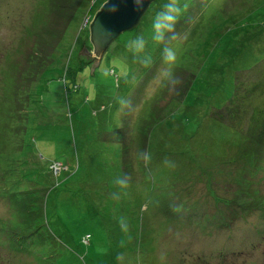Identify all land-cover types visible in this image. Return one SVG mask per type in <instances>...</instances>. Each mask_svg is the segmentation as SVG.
<instances>
[{"label": "rangeland", "instance_id": "obj_1", "mask_svg": "<svg viewBox=\"0 0 264 264\" xmlns=\"http://www.w3.org/2000/svg\"><path fill=\"white\" fill-rule=\"evenodd\" d=\"M95 1L83 2L75 10L72 8V18L63 36L48 37L46 44H42L38 49L41 67H38L35 77L30 76L23 88L22 86L16 88L17 93L24 91L25 95L33 98L27 103V118L22 119L26 127L22 135L21 150L25 155L37 153L39 158L37 163L41 166L52 161H57L59 165L61 162L68 165L69 169L63 171L62 175L59 173L60 168L65 170L63 166H60V172L52 174V179L57 175L63 178L65 174L73 171L70 166L73 164L74 156H83L84 151L94 152L91 157L89 156V163L92 164L96 158L100 160L99 148L102 145H114L112 129H124L123 132L128 135V142L132 141V137L134 139L138 137L137 131L149 129L153 133L154 142L147 145L149 147L146 154L150 157V163L153 160L165 163L167 158L169 163H165L166 177L164 180L159 177L163 182H157L155 185L157 188L152 186L146 191L147 185L140 178L137 170L135 182L130 185L129 203L133 202L137 208L143 210L145 199L152 197V189H159L156 193L157 197L161 192H166L168 184L177 181L180 196H185V201L183 200L185 206L194 203L198 208L185 213L182 218L196 219L197 224L192 227L182 225L183 228H180L177 225L163 228L159 235L150 233L142 235V240L139 238V223L119 222L117 230H110L107 227L105 229L102 225H98L86 230L91 236L89 242L84 244L83 222L80 226L78 224V229L75 222L81 221L88 207L80 206L77 214L66 213L62 206L72 203L68 202L72 197L67 195L53 201L52 204L48 203L49 206L54 205L57 212H60L59 220L50 226L52 235L57 234L55 229L61 228L58 233L61 239L56 241L54 247V251H57L55 255L52 253L48 257L42 256L35 248L32 254L25 257H0V264H12V262L14 264H114L115 260H119L117 264L148 262L149 264H264V209L254 207L252 210H247L239 219L227 225H220L219 217L212 214V209H208L213 208L214 194L228 199L236 197L231 190H235V185L234 188L232 186L239 165L237 161L229 163V158L236 156L241 147L234 146L231 140L226 141L233 136L228 135L211 115H207L206 120L205 117L203 118L205 105L212 99L208 89L217 70L219 76L216 80L221 82V86L213 99L212 108L216 109L219 101L226 100L227 93L224 88H228L229 92L232 90V82L230 86L226 77L233 73L232 64L240 61L239 50L251 31L245 32L254 28L252 30L259 33V37L264 42V0H201L199 5L202 16L196 18L195 35L188 39L193 30L190 33L185 31L176 41H165L170 32L167 24L169 17L167 15L163 21L162 17L158 19L157 15L161 10L169 13L172 6L163 0H157L150 4L136 28L123 32L111 43L99 66L96 68L90 65L83 66L78 70L79 65L76 62L79 60V55L85 53L83 47H91L86 37L88 38L89 33L88 24L97 11ZM188 1L190 0L174 2L183 4L179 8L182 10L186 8ZM48 2L49 0H0V107L3 103L11 102L13 97L10 77L14 72L12 65L15 63L12 61L20 56L21 59L23 57L26 60L32 55L36 39L34 40L31 35L43 24L42 14ZM51 2L54 3L55 0H51L50 4ZM191 14L195 15L194 12L190 13V16ZM154 21L158 25L156 32L153 27ZM258 25L260 27H257ZM53 26L54 29L58 28L55 22ZM139 35H143L145 45L143 51L138 53L130 48L129 44ZM45 42L41 40V43ZM217 45L220 48L216 49ZM188 47L196 48L187 54L191 56L189 60L192 59L187 69L196 73V88H193L190 97L195 96L198 99L191 106L192 108L175 111L172 115L162 113L163 108L158 107L161 114L157 116L152 113L155 101L159 102V106L162 105L158 100L160 91L169 88L165 84H170L167 81L175 66L185 62L184 52ZM166 48H170L174 53V58L170 61L167 60ZM214 48L219 56L212 58L209 53ZM213 52L211 51V54ZM83 54L82 56L85 57ZM33 55L35 56V53ZM207 59H210L211 65ZM68 63L72 70L76 68L72 79L65 74V66ZM260 68L262 72L258 70ZM263 72V64L257 63L250 70L238 71L236 76L253 85L264 75ZM184 74L185 71L180 77L186 76ZM71 81L76 82V89ZM64 84L70 90L65 91ZM128 97L132 102V108L122 109L118 100ZM3 107L0 117L6 116ZM54 107L58 108V111L54 112L55 116L50 112ZM252 107L256 109L255 112L264 108V92L255 99ZM259 116L263 117L261 114ZM11 120L0 119L2 125L0 126V158L7 155L6 150L14 135ZM253 122L254 114L249 111L239 127L247 132L248 125ZM216 133L225 136L220 152L212 151L210 145H205L206 152L202 151L199 147L200 138H205L206 143L212 142L216 147L218 136ZM85 141H89L86 149H84ZM136 142H139V139H136ZM132 145V148H135L133 141ZM14 151L15 154L18 152L17 149ZM108 158L113 166L118 164L119 159L112 153ZM137 167L138 165L135 169H138ZM85 169L80 163L76 174L68 179L63 178V182L71 183L70 181L77 180L76 176H84V172L86 174L92 172V168L85 167ZM155 169H152L154 174ZM103 170L99 168L98 173ZM119 170L115 168L112 171L113 179L120 178ZM130 177H133L132 173ZM254 179L264 185V169ZM56 180L57 178L55 182ZM208 181L212 182L213 195L207 189ZM237 202L241 206L246 205L242 201V196H238ZM4 210L5 207L0 199V213L5 212ZM130 217L133 219L135 213ZM147 228L144 226L141 232H147ZM158 232L160 233L159 229ZM135 238L139 240L137 244L132 242ZM146 241L149 243L146 244Z\"/></svg>", "mask_w": 264, "mask_h": 264}, {"label": "trees", "instance_id": "obj_2", "mask_svg": "<svg viewBox=\"0 0 264 264\" xmlns=\"http://www.w3.org/2000/svg\"><path fill=\"white\" fill-rule=\"evenodd\" d=\"M50 1L51 0L47 3L46 10L42 14V22H44L39 26V29L36 30L39 34L33 32V35H31L34 40L36 39V41H34L36 45L32 44L35 46V50L33 51L35 56L32 53L33 56H28L26 60L23 59V57L21 59L20 56L12 61V63H15L14 65L11 64L14 68V72H12L10 77V88L13 97L11 102L2 104V107L4 104L6 106L3 107L6 116L0 117V119H12L14 135L6 150L7 155H3L0 158V199L5 207V212L0 213V257H25L32 254V251L35 248L39 250L42 256L48 257L51 256L52 253L55 255L57 251H54V247L57 244L56 241L61 239L58 237L61 228L55 229L57 234L53 233L52 235L50 226L59 220L58 214H60V212H57L54 205L49 206L48 203L52 204L53 201L57 199L59 200V198L67 195L72 197V199L68 201L72 203L68 206H62V209H64L66 213L77 214L80 206L86 205L88 207L86 212L83 213L84 216H82L81 221L78 223L77 221L75 222L77 229L83 222L84 233L82 241L84 244L89 242L91 236L86 230L89 227L95 228L98 225H102L105 229L107 227L110 230H117L119 222H133V224L139 223L138 229L140 231V240H142L141 236L144 234H161L163 228H170L171 226L176 227L177 225L180 228L182 225L188 227L196 226V219L184 220L182 218L185 213L193 211L194 208V210L198 208L194 203L185 206V203L183 202L185 196H180V190L177 188L176 184L177 181H172V183L168 184L166 192H161L157 197L156 193L159 192V189H152V197L151 199H145L143 205L145 208L143 210L137 208L133 202H131V204L129 203L131 196L129 191H131L130 187L135 182V174L137 170L140 173V178L143 179L145 185H147L146 191L152 186L157 188L155 186L156 183H162L166 177L167 165L163 161L159 162L153 160L150 163L149 159V161L146 162L144 155H142L147 153L149 147L147 145L154 142L152 140L153 133L149 129H141L137 131V138L134 139L132 137V141L135 143V148H132V141L128 142V135L123 132L124 129H112L113 133L111 136H114L115 140L112 141L114 145L111 146L107 144L106 146L102 145V147L99 148L101 157L105 155L102 158L100 157V160L96 158L92 164L89 163V159L94 153L91 151H84L85 154L83 156H74L75 158L72 161L73 164L70 166L73 171L65 174L66 176H63L64 179L66 177L68 179L72 175L74 176L80 163L83 165L84 169L85 167H88V169L92 168V172L89 174L84 172V176L82 175L83 177L76 176L75 179L77 178V180L70 181L71 183L63 182V178L59 177V175H62L63 171L69 169L68 165H65L62 162L60 163L61 166L65 167V170L60 168L61 172H58L59 175L54 174L57 175L56 178L59 180L58 182L57 180L55 182L56 178L54 177V179H52V174L54 173L53 165L57 164V161H52L41 166L37 163V161H39L37 153L25 155V152H22V135L26 127V123L23 122L22 119L27 118V103L33 98L25 95L24 91L17 93L16 88L19 86H22L23 88L26 86L30 76L35 77L34 74L38 72V67H41L39 54H37L38 49L42 44H46L45 41L48 37L54 38L56 36L57 38H60L63 36V33L72 18V8L75 10L79 4L90 2V0H55L54 3L51 2L50 4ZM163 1L168 3L169 6H172L169 13L166 10H161L159 12L160 15H158V19L162 17L163 21L166 19L165 17L167 15L168 17L170 15H175L172 9L176 7L181 8L183 5L175 3V0ZM200 1L201 0H198V2L196 0H190L188 1L186 8L179 10V13L176 15L174 30L170 28V32L169 34L167 33L168 35L166 36L165 41H176L177 38H181L180 35L185 33V31L190 33L193 30L191 35L187 37L188 39L195 35L194 31L197 30V27H195L196 18L202 16L200 10L201 7L199 5ZM103 2L104 0H96L94 4H96L97 7L95 8L98 10ZM192 12L195 13L194 16L192 14V16H190V13ZM54 22L58 28L55 27L54 29V26L52 27ZM167 24L169 25V22ZM257 27H260V25ZM252 29L245 32L249 33L251 31L239 50L240 61L236 64H232L231 72H235V74L232 73V75L229 74V77H226V81L230 86L232 82L231 92H229L228 88H224L227 93V95H225L226 100L219 101V105L216 106V109L212 108L211 104L213 99L221 86V82L216 80V77L219 76L217 70L212 77V85H210L208 89V93L212 96V99L209 100V104L205 105L206 109L203 115L205 120L207 115H211L213 119L222 125L228 135L233 136L232 139L226 141L231 140L230 142L234 146L241 147L238 153H236V156L229 158V163L237 161L239 165V171H236L237 174L235 175L232 186L234 188L235 185V190H231L234 191L233 193L236 197L228 199L219 195L217 196L214 194V188L211 185L212 182L208 181L207 184L209 193L211 195L214 194L213 208L208 209H212V214H216L219 217L218 222H220V225H227V223L239 219L245 211L252 210L254 207L262 210L264 209V185L259 184V181L254 179L255 176L264 169V114L262 113L264 112V108L258 109L255 112L254 110L256 109L252 107L255 103V99L261 96L264 92V75L253 85H251L249 81H245L236 76L238 71L250 70L254 68L257 63H262L264 68V42L259 37V33H255V30L253 31ZM170 36H176V38L172 39ZM88 38L86 37L87 40H89ZM42 39L45 43H41ZM223 46L229 47L230 49L232 48L228 45ZM215 48L218 49L220 46L217 45ZM215 48L211 50L214 51L212 54L211 51L209 53V56L212 55L210 56L212 58L216 55L217 57L219 56L218 53L215 52ZM195 49L196 48L188 47L184 52L186 55L185 62L177 64L172 70L173 73L170 76L168 74L169 80L167 82H170V84L166 83L165 86H169V88L161 89L158 100L161 101L162 105L159 106V102L156 100L152 109L153 114L159 116L161 111L158 107H161L163 108L162 113H170L172 115L175 111L192 108L191 106L198 99V97L195 96L190 97L193 88H196V73L194 70L191 71L187 69L192 63V59L191 61L189 60V57L191 56H188L187 54L191 53V51L193 52ZM79 56V60L76 62V64L79 65L78 70H81L83 66L91 65L89 59L82 55ZM103 58L101 59V62ZM35 59H37V61H35ZM160 59L161 57L159 60ZM207 61L210 62V59H207ZM209 64L211 65L212 63L210 62ZM70 66V63L65 66V74L72 79L75 76L76 68L72 70ZM258 70L262 72L261 68ZM184 71L186 76L180 77V74ZM176 81H178V83H176ZM71 83L76 89V82L71 81ZM222 85L224 84L222 83ZM64 89L65 91L70 90L65 84ZM128 99L130 98L128 97ZM2 107H0V111ZM57 111V107L52 108V111L50 110V112L53 113V116H55L54 112ZM249 111L251 114H254V122L248 125V130L245 132L239 126L241 121L246 118ZM260 114L263 117L260 118ZM0 126L2 127L1 123ZM243 132L244 134H242ZM216 135L220 137H216V147L213 146L212 142L206 143L205 138H200L199 147H201L202 151L206 152V146L210 145L209 147H211L212 151L220 152L225 136L220 133H216ZM136 139H139V142H136ZM88 144L89 141H85L84 149H86ZM16 149L18 152L15 154L14 150ZM110 153L119 159L118 164L114 166L110 164L111 160L108 158ZM132 155H134V158H132ZM136 165H138V169H135ZM99 168H103L104 170L98 173ZM115 168L120 169V178H130L127 187H121L116 184L117 180L113 179L112 176V171ZM152 169H155V174ZM129 173L130 175L132 173L133 177H130ZM238 196H242V201L246 204L245 206H241L240 203L237 202ZM132 213H135L133 219L130 217ZM5 214L8 215L6 216ZM52 219L56 221L52 222ZM126 219L127 221H125ZM151 224L153 226H151ZM144 226H146V228L148 227L146 229L147 232L142 233L141 231ZM158 229L160 230V233L158 232ZM132 242H136L137 244L139 240L135 238ZM147 243L149 242L146 241V244ZM118 261L119 260H115L114 264H117ZM12 264L14 263L12 262ZM145 264H149V262Z\"/></svg>", "mask_w": 264, "mask_h": 264}, {"label": "water", "instance_id": "obj_3", "mask_svg": "<svg viewBox=\"0 0 264 264\" xmlns=\"http://www.w3.org/2000/svg\"><path fill=\"white\" fill-rule=\"evenodd\" d=\"M156 0H144L137 9L134 0H105L88 24L90 48L83 47V54L91 61V67L99 66L101 59L120 34L133 30ZM114 9V10H113Z\"/></svg>", "mask_w": 264, "mask_h": 264}, {"label": "clouds", "instance_id": "obj_4", "mask_svg": "<svg viewBox=\"0 0 264 264\" xmlns=\"http://www.w3.org/2000/svg\"><path fill=\"white\" fill-rule=\"evenodd\" d=\"M134 3L136 4L137 9H140L143 7L144 0H134ZM172 11L175 13V15H170L168 19H169V27L172 30H174V24L176 22V15L179 13V8L176 7L174 9H172ZM157 15H159V13H157ZM153 27H154L155 32H156L158 30V25L156 24V21H154ZM175 38H176V36L172 37V39H175ZM144 45H145L144 37H143V35H139L134 40H132L130 42L129 47L133 48L136 52L139 53V52L143 51ZM165 52L167 54V60L170 61L174 58V53L170 48H166ZM176 83H178V81H176ZM118 102L121 105L122 109L123 108L131 109L132 108V102L130 99L119 98ZM142 155H144V159L146 162L150 159V157L147 154H142ZM165 163H169L167 158L165 159ZM129 180H130L129 177L119 178V179H117L116 184L118 186H121V187H127Z\"/></svg>", "mask_w": 264, "mask_h": 264}, {"label": "built area", "instance_id": "obj_5", "mask_svg": "<svg viewBox=\"0 0 264 264\" xmlns=\"http://www.w3.org/2000/svg\"><path fill=\"white\" fill-rule=\"evenodd\" d=\"M61 165H59V163L53 165V168L55 169L54 172L56 173L57 171H59Z\"/></svg>", "mask_w": 264, "mask_h": 264}]
</instances>
